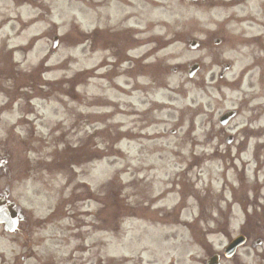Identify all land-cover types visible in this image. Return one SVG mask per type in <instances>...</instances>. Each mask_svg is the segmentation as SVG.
<instances>
[{"label": "rangeland", "instance_id": "374dc122", "mask_svg": "<svg viewBox=\"0 0 264 264\" xmlns=\"http://www.w3.org/2000/svg\"><path fill=\"white\" fill-rule=\"evenodd\" d=\"M91 1L0 0V105L15 84H32L38 96L32 127L38 137L9 138L17 115L0 120V143L9 151L0 193L9 190L29 219L11 235L0 228V264L203 263L221 254L222 237L192 241L186 234L183 224L199 208L190 192H211L205 201L198 198L210 203L223 184L224 202H236L229 238L243 222L245 194L259 209L254 237L264 238V100L256 98L252 82L238 85L228 75L224 88L210 44L196 51L170 44L157 57L177 71L166 74L165 89L150 96L158 113L141 118L144 96L126 87L123 68L112 81L118 89L98 69L104 54L94 51ZM196 18L204 30L220 15ZM173 30L158 34L167 41ZM194 63L200 72L190 79ZM230 110L237 117L219 126L217 119ZM227 137L233 142L226 143ZM181 203V211L171 210ZM51 212L64 219L45 223ZM259 253L243 252V261L239 251L225 263H255Z\"/></svg>", "mask_w": 264, "mask_h": 264}, {"label": "flooded vegetation", "instance_id": "af4514ba", "mask_svg": "<svg viewBox=\"0 0 264 264\" xmlns=\"http://www.w3.org/2000/svg\"><path fill=\"white\" fill-rule=\"evenodd\" d=\"M91 2L95 21L94 51L104 54L98 69L105 70L107 84L117 88L112 81L117 77L115 72L123 68L126 87L131 92H140L144 96L142 103L147 109L139 115L141 118L149 120V117L158 113L159 104L151 100L150 96L165 89V74L177 71V68L167 66L164 59L157 57L170 44L182 46L188 51H196L210 44L215 50L213 55L220 60L218 66L221 68L220 79L224 78V88L229 84L227 76L235 75L236 79L232 82L242 85L245 81H251L258 92L256 98L264 100V0H92ZM212 14L220 15L218 21L210 22L213 28L198 29L203 26L196 15L210 17ZM170 27L174 29L173 35L166 41L168 37H165L163 32L158 34V30ZM150 29L151 32L155 29L156 31L150 34ZM197 34L202 37L197 38ZM17 76L20 77V74ZM40 90L41 87L37 92ZM12 92L14 94L11 98L4 95L5 100L0 106V118L4 114L17 115L10 127L11 132L8 130L6 134H11L12 137L9 135L8 137L13 139L22 136L31 140L37 137L31 126L37 117V108L33 102L38 96L32 84H15L12 86ZM143 122L146 123L144 120ZM19 127L25 128L24 131L14 132ZM18 146L22 147V145ZM0 153L3 155V159H0V171H2L7 163L4 157L9 156V151L3 143H0ZM200 193L203 194V198H208L212 193L206 190L192 192L193 200L199 207L194 222L203 220L206 226L194 227L189 231L201 236L222 237L220 263L215 264H264V238L254 237L258 228L253 225L256 226L260 222L255 217L256 212L259 213L257 201L249 199L246 194L242 197L243 222L237 228L236 236L241 238L243 243L239 248L238 258L244 261L246 254L243 255V252L252 250H260V258L255 263H224V237L225 244L230 242L229 229H232L234 202L231 204L224 202V184L219 197H209L210 203H202L198 199L201 198ZM27 222L25 218L22 220L18 226L20 230L27 225ZM209 223H213L214 227H209Z\"/></svg>", "mask_w": 264, "mask_h": 264}, {"label": "water", "instance_id": "95a60500", "mask_svg": "<svg viewBox=\"0 0 264 264\" xmlns=\"http://www.w3.org/2000/svg\"><path fill=\"white\" fill-rule=\"evenodd\" d=\"M56 46V41L54 40V47ZM193 68H191V71ZM233 116L232 112H228L219 119L221 125H225L226 122ZM230 142V140H228ZM7 196V194H4ZM13 204L6 205V202L0 201V224L3 225V230L5 233H12L15 231L17 225V213L13 211ZM238 240H235L231 245L225 250V255L230 256L235 251ZM209 263H215V260L212 259Z\"/></svg>", "mask_w": 264, "mask_h": 264}, {"label": "bare ground", "instance_id": "6f19581e", "mask_svg": "<svg viewBox=\"0 0 264 264\" xmlns=\"http://www.w3.org/2000/svg\"><path fill=\"white\" fill-rule=\"evenodd\" d=\"M120 93H123V91H119ZM90 200V199H89Z\"/></svg>", "mask_w": 264, "mask_h": 264}]
</instances>
